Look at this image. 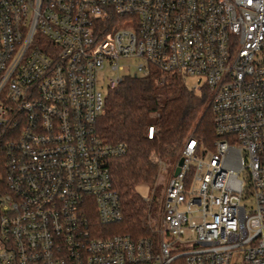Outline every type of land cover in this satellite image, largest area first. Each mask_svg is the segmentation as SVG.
<instances>
[{"label": "built area", "instance_id": "1", "mask_svg": "<svg viewBox=\"0 0 264 264\" xmlns=\"http://www.w3.org/2000/svg\"><path fill=\"white\" fill-rule=\"evenodd\" d=\"M152 69L194 78L212 117L154 239L107 228L126 144L96 131L107 91ZM0 264H264V0H0Z\"/></svg>", "mask_w": 264, "mask_h": 264}, {"label": "trees", "instance_id": "2", "mask_svg": "<svg viewBox=\"0 0 264 264\" xmlns=\"http://www.w3.org/2000/svg\"><path fill=\"white\" fill-rule=\"evenodd\" d=\"M149 125L155 127L152 138L147 137ZM96 131L106 143L126 144L125 154L110 161L123 216L107 228L113 233L154 239L146 221L150 204L137 186L154 183L159 170L154 159L173 160L191 132L206 140L212 137L209 92L203 88L196 93L176 73L152 69L144 76L128 75L107 91Z\"/></svg>", "mask_w": 264, "mask_h": 264}, {"label": "rangeland", "instance_id": "3", "mask_svg": "<svg viewBox=\"0 0 264 264\" xmlns=\"http://www.w3.org/2000/svg\"><path fill=\"white\" fill-rule=\"evenodd\" d=\"M120 64L124 66L126 71V68L128 66L127 60L120 59ZM106 73L111 74V71L107 70ZM185 83L189 88H191L194 86L195 80L192 77H186ZM195 92L198 93L199 91L196 90ZM178 156L179 154L173 160L172 158H168L165 160L164 159L159 160L155 158L154 160L159 164V170L154 183L148 185L140 184L137 186L138 193L142 195L144 200L148 201L150 204V207H148V213H147L148 217L146 221L148 226L152 228V231L154 229V226L156 227L157 221L159 219V209H160L161 200L163 198L166 182L172 173V169L178 160ZM252 200H253L252 197H248L245 198L242 203L250 207L252 206L253 203Z\"/></svg>", "mask_w": 264, "mask_h": 264}, {"label": "water", "instance_id": "4", "mask_svg": "<svg viewBox=\"0 0 264 264\" xmlns=\"http://www.w3.org/2000/svg\"><path fill=\"white\" fill-rule=\"evenodd\" d=\"M182 163V159L180 158L179 160H178V166L175 168V171H174V173L176 174L178 171H179V165Z\"/></svg>", "mask_w": 264, "mask_h": 264}]
</instances>
